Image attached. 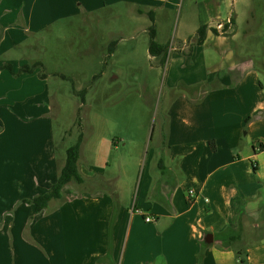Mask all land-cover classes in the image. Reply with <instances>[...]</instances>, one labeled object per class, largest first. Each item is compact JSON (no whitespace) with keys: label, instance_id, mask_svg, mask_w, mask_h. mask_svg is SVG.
<instances>
[{"label":"crops","instance_id":"obj_1","mask_svg":"<svg viewBox=\"0 0 264 264\" xmlns=\"http://www.w3.org/2000/svg\"><path fill=\"white\" fill-rule=\"evenodd\" d=\"M187 1L192 17L158 41L171 52L161 64L172 71L168 89L184 90L164 97L149 153L159 173L128 175L102 135L86 156L80 147L83 182L66 184L39 213L19 204L12 218L3 212L46 192L64 164L45 116L48 74L38 58L19 71L29 59L17 48L57 22L114 7L151 11L156 38V11L177 0H0V264H264V83L253 61L231 52L236 28L211 30L230 17L236 26L235 11L224 0ZM200 24L208 29L195 45Z\"/></svg>","mask_w":264,"mask_h":264},{"label":"rangeland","instance_id":"obj_2","mask_svg":"<svg viewBox=\"0 0 264 264\" xmlns=\"http://www.w3.org/2000/svg\"><path fill=\"white\" fill-rule=\"evenodd\" d=\"M223 3L226 13H236V26L231 24L228 30L236 28L238 33L235 41L229 42L231 52L236 59L253 61L264 83V0ZM164 8L156 11V42L167 41L183 19L192 17L187 0ZM136 12L123 14L114 7L62 20L30 36L16 53L29 59L23 64L38 58L42 63L39 70L48 74L50 111L45 116L57 157L65 159L66 148L76 142L79 133L85 156L105 135L118 147L110 153V162L122 157L125 172L138 176L139 181L148 166L150 174L159 173L149 161V153L157 133L160 140L164 97L184 90L181 86L168 89L172 71L167 73L163 65L150 58L147 30L151 21L147 13ZM22 199L8 207L3 216L13 218L16 207L24 204ZM30 221L28 216L25 225Z\"/></svg>","mask_w":264,"mask_h":264},{"label":"trees","instance_id":"obj_3","mask_svg":"<svg viewBox=\"0 0 264 264\" xmlns=\"http://www.w3.org/2000/svg\"><path fill=\"white\" fill-rule=\"evenodd\" d=\"M148 17L151 21V24L148 26V34H149V42H148V53L151 56H156L159 58L160 64H164L167 58L168 48L167 45H161L155 41V31L153 24V13L151 11L148 12ZM230 24H234V19L232 17L229 18ZM153 24V25H152ZM228 24L225 26L226 31L228 29ZM208 29L207 24H200L194 33L195 45H202L206 31ZM213 32H217L216 28L211 29ZM218 33V32H217ZM190 39V37L188 38ZM115 42L112 41L111 45H114ZM39 64H25L19 68V71L23 72H31L34 67ZM84 90H81L82 93ZM82 141V134L79 133L77 140L72 145L68 146L65 150V159L64 164L58 172L57 178L51 184L49 189L42 193L35 195L31 198H23L22 200L26 204H30L34 207V214L39 213L41 210L47 207L49 201L51 199L59 198L61 195L62 188L71 181H75L77 183L83 182L84 178L79 173L77 167V160L79 156L80 144ZM32 217V216H31ZM237 256H239L240 261H244V255L240 251H236Z\"/></svg>","mask_w":264,"mask_h":264},{"label":"built area","instance_id":"obj_4","mask_svg":"<svg viewBox=\"0 0 264 264\" xmlns=\"http://www.w3.org/2000/svg\"><path fill=\"white\" fill-rule=\"evenodd\" d=\"M226 24H228L229 26H228V29L230 28V22H229V19L228 20H226L225 22H222V21H220V22H218L216 25H215V28L218 30V32L219 33H224V32H226V31H224L225 30V26H226ZM188 194L192 197V196H194V192L192 191V190H189L188 191ZM151 220V218L149 217V216H146L145 217V221H150Z\"/></svg>","mask_w":264,"mask_h":264},{"label":"water","instance_id":"obj_5","mask_svg":"<svg viewBox=\"0 0 264 264\" xmlns=\"http://www.w3.org/2000/svg\"><path fill=\"white\" fill-rule=\"evenodd\" d=\"M211 237H212L211 234H208V235L205 237V241H208V242L211 241Z\"/></svg>","mask_w":264,"mask_h":264}]
</instances>
